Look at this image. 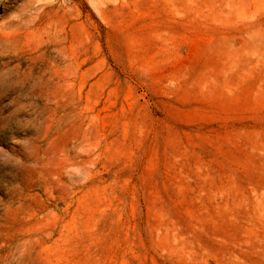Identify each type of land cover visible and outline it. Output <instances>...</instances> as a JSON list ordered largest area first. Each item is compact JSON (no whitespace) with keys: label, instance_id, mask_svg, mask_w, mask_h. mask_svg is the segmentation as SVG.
<instances>
[{"label":"rangeland","instance_id":"rangeland-1","mask_svg":"<svg viewBox=\"0 0 264 264\" xmlns=\"http://www.w3.org/2000/svg\"><path fill=\"white\" fill-rule=\"evenodd\" d=\"M0 264H264V0H0Z\"/></svg>","mask_w":264,"mask_h":264}]
</instances>
